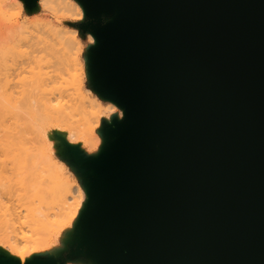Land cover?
I'll use <instances>...</instances> for the list:
<instances>
[{"label":"water","instance_id":"obj_1","mask_svg":"<svg viewBox=\"0 0 264 264\" xmlns=\"http://www.w3.org/2000/svg\"><path fill=\"white\" fill-rule=\"evenodd\" d=\"M81 1L94 87L125 117L97 157L72 149L90 192L78 253L264 264V0Z\"/></svg>","mask_w":264,"mask_h":264},{"label":"bare ground","instance_id":"obj_2","mask_svg":"<svg viewBox=\"0 0 264 264\" xmlns=\"http://www.w3.org/2000/svg\"><path fill=\"white\" fill-rule=\"evenodd\" d=\"M36 3L37 7L51 16L61 15L70 21L87 18V9L81 0H37ZM24 6L25 0H0V14L8 8H24ZM28 7L33 8V6ZM26 9L30 11L29 8ZM37 22L40 26L34 33L25 31V24L16 22L9 27L8 32L0 35V54H2L0 79L3 76L5 80L3 85L0 83V189L3 183L14 181L25 186L28 180L31 182L35 178L38 179L39 182L34 184V187L36 198L41 205L38 210L27 208L25 215L26 218L32 219L31 225L36 227H31L30 230L37 233V230L47 229L51 214L44 204L49 199L61 207L60 210L68 211L73 230L63 236V239L69 240L87 208L90 192L87 188L83 190L78 185L73 189V196L69 194L70 188L66 185L70 180L65 177L63 165L54 157L52 147L55 141L56 143L58 141L61 145L80 148V144L75 142L80 141L79 138L90 136V139L95 141L93 147L98 149L101 141L96 134L97 129L99 131L103 126H101L104 122L103 118L113 121L117 116L121 120L125 117V109L117 102L108 99L111 105L104 113V117H99L97 105L91 101L90 90H86L82 85V67L74 69L73 77L79 79V82L70 100L62 103L59 100L62 98L61 95L55 98L47 88L50 79L41 72V60L34 55V52L38 53L42 48L52 47L50 42L58 37L69 46L77 47L78 50L81 49V42L77 38V30L61 27L62 23L42 19ZM89 35L90 41L96 46L97 37L93 34ZM6 44L18 48L27 46L33 52L23 60H12L3 53L4 49H1ZM76 61L77 65H81L78 59ZM85 61L87 67L85 69L88 70L90 60L87 57ZM98 96L105 100L99 93ZM74 117L79 118L74 120V123H81L79 126L84 127L74 128L71 131L63 124L70 122ZM99 134L101 135L100 131ZM30 186L33 187V184ZM4 200L0 194V228L5 227L9 232L10 229L14 230L15 221L20 219L21 213L13 207L6 206ZM35 251L33 250L32 253L23 251L20 256L23 260L28 257L31 259Z\"/></svg>","mask_w":264,"mask_h":264},{"label":"rangeland","instance_id":"obj_3","mask_svg":"<svg viewBox=\"0 0 264 264\" xmlns=\"http://www.w3.org/2000/svg\"><path fill=\"white\" fill-rule=\"evenodd\" d=\"M25 6L24 8H8L0 14V35L8 32L9 27L16 22L25 24V31L34 33L40 26L37 21L41 19L50 20L54 23H62L63 25H61V27L65 26L68 30H77V38L81 42V49L78 50L77 47L74 48L69 46L67 43H64L63 39L58 37L50 42L52 43V47L47 49L42 48L41 50H38V53L34 52V55L41 60V72L50 79V84L47 87L48 90L55 98L61 95L62 98H59V100H61L62 103L69 101L74 95L76 84L79 82V79L76 80V78L73 77V74L75 73L74 69L82 67V85L86 90H90L89 94L91 101L97 105L96 110L98 111L99 117L103 118L104 113H106L107 108H109L111 104L107 99L104 100L99 98L98 92L92 81L90 70L85 69L87 68L85 60L89 57V51L93 46V42L89 39V34H91V32L83 27V24L88 21L87 18L85 20L79 19L70 21L61 15L56 17L45 13L42 8L39 6L37 7V3L31 9L25 1ZM26 8H29L30 11H27ZM32 10L33 12H31ZM1 49H4L3 53L12 60H23L33 52V50L27 46L18 48L14 47L12 44L3 45ZM1 55L2 54H0V57ZM76 59L79 60L78 62H80L81 65H77ZM4 82L5 80L2 76L0 79L1 85H3ZM78 119V117H74L70 122L63 125L71 131L74 128H83L84 126H79L81 123H74V120ZM115 119L120 120L117 116L114 117V120ZM102 121H104L101 123V126H103L99 128L101 135L99 134L98 129V133L96 132V135L99 136L101 141L100 145L103 143L101 146L99 145L100 149L99 147L98 149L93 147L95 141L91 140L90 136H84V138H79L80 141L75 142L80 144V148L69 147V145L64 144H62V146L60 142V144H58V141L57 143L55 141V145L52 147L54 157L61 165H63L65 177L70 180L66 186H69V194L71 193V196L74 194L73 189L78 185L83 190L84 188L88 189V179L80 170L79 164L72 153V149H79L86 156L91 158L97 157L107 143L106 129L112 126L113 123V121L105 118H103ZM38 182L39 180L35 178L31 182L28 180L25 186L23 184H16L14 181L3 183L1 186L2 190L0 189V194L5 199V205L20 211L21 217L19 220L15 221L16 225H14V230L10 229L8 232V230H5V227L2 226L3 228H0V264L10 261L19 264H30L36 260L46 258L54 259L59 264H94V262L85 254H80L77 251L79 222L73 232V236L69 237L71 242L68 239H63V236H66L70 231L72 232L73 224L69 218L68 211L65 209L60 210L61 207L52 203L51 200L47 199V203L44 204V206L47 207L48 212L51 214V217L48 219L47 229L37 230V233L30 230L31 227H33L31 225L32 219L26 218L25 215L27 214V208L38 210L41 205L36 198L34 187V184L36 185ZM30 184H33V187H31ZM42 239L46 240L43 241ZM33 250L36 251L33 253L31 259H29V257L24 260L21 258V252L29 251L32 253Z\"/></svg>","mask_w":264,"mask_h":264}]
</instances>
